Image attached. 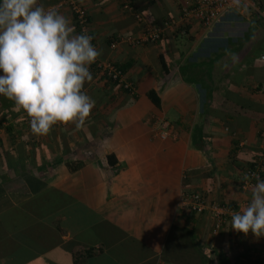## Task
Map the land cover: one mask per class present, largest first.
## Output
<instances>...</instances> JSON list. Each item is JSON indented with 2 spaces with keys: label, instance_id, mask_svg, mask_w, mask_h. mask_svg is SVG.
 <instances>
[{
  "label": "crops",
  "instance_id": "crops-1",
  "mask_svg": "<svg viewBox=\"0 0 264 264\" xmlns=\"http://www.w3.org/2000/svg\"><path fill=\"white\" fill-rule=\"evenodd\" d=\"M59 1L39 3L46 10ZM73 1L102 50L96 61L113 62L135 92L107 80L95 61L83 89L95 101L89 118L46 136L0 95V250H15L9 264H264V237L234 231L231 216L214 234L213 219L181 206L196 192L241 212L251 200L244 172L264 156V0H254L258 12L229 10L210 28L180 22L196 0H127L130 9L121 0ZM59 12L78 34L70 9ZM155 26L164 30L155 43L109 46ZM158 121L169 124L165 139ZM24 177L42 191L22 192ZM10 213L16 221H3Z\"/></svg>",
  "mask_w": 264,
  "mask_h": 264
},
{
  "label": "clouds",
  "instance_id": "clouds-1",
  "mask_svg": "<svg viewBox=\"0 0 264 264\" xmlns=\"http://www.w3.org/2000/svg\"><path fill=\"white\" fill-rule=\"evenodd\" d=\"M71 21L39 0H0V95L29 118L34 135L56 124L82 127L95 106L83 89L90 66L102 54L87 33L73 34ZM245 180L249 177L245 176ZM251 200L231 217V229L264 237V180L256 176Z\"/></svg>",
  "mask_w": 264,
  "mask_h": 264
},
{
  "label": "built area",
  "instance_id": "built-area-1",
  "mask_svg": "<svg viewBox=\"0 0 264 264\" xmlns=\"http://www.w3.org/2000/svg\"><path fill=\"white\" fill-rule=\"evenodd\" d=\"M123 7L130 9L128 6L127 0H121ZM67 7L70 9V12L73 16V23L78 32V34L87 33L88 31V15L75 1L73 0H61L57 4L47 8L58 9L59 11ZM229 10H236L239 13H248V12H258V8L254 0H196L193 4H185L180 11V22L193 18L197 20L203 27L210 28L215 22L223 16ZM171 25H174L175 22L171 20ZM165 25L168 26L166 23ZM164 31L160 27H153L142 32L137 37L124 36L120 39L113 40L110 42V48L115 49L119 42L126 43L133 46H142L145 44H152L157 42L160 39V34ZM92 44L93 40H92ZM264 59V57H262ZM95 66L101 72L107 80L114 83L118 88H121L123 91L133 95L135 90L132 84L127 81L124 77V74L119 70L113 62H95ZM23 119L26 122L28 129L30 130L29 118L23 116ZM158 135L160 138L165 139L169 136V124L165 121H158ZM169 129V130H168ZM31 131V130H30ZM264 167V156L259 160L253 162L250 167H247L244 172V177L248 176V180H243L242 189L247 190L252 188V186L257 182L256 176H261V171ZM181 206L187 210L189 214L196 215H207L214 220V229L213 233L216 234L218 230L225 224V221L228 216H231L235 212H241L238 209H229L227 206H220L216 203H211L207 198L199 192L189 194L184 196L181 200ZM242 206H247V203Z\"/></svg>",
  "mask_w": 264,
  "mask_h": 264
},
{
  "label": "trees",
  "instance_id": "trees-1",
  "mask_svg": "<svg viewBox=\"0 0 264 264\" xmlns=\"http://www.w3.org/2000/svg\"><path fill=\"white\" fill-rule=\"evenodd\" d=\"M147 97H148V99L152 102V104L154 105V106H156V107H159V105H160V100H159V98H158V96H157V94H156V92L154 91V90H150V91H148L147 92ZM107 162H108V164L109 165H113V162H114V156L113 155H108L107 156ZM68 166V169H69V171L70 172H74V171H76L77 169H78V167L79 166H75V164L73 165V164H68L67 165ZM43 184H41L40 182H38V181H33L32 179H26L25 177H24V183H23V185L21 186V188H20V190L23 192V191H25L26 190V193L28 194V196H30L31 197V195L33 196V195H36V194H38V193H40L41 191H42V189H43V186H42ZM45 187V186H44ZM27 196V197H28ZM31 203L29 202V205H30ZM11 214V213H10ZM23 218V217H22ZM23 220H24V218H23ZM3 221H7L8 223L11 221V222H14V221H16V218H14V216L11 214V216H8V217H6ZM29 230H31V229H29ZM20 234H22V233H20ZM14 235V234H13ZM27 240H29L30 241V247H31V245H32V243L34 242V240L33 239H30V238H28V237H25ZM28 246V245H27ZM1 251V255H0V263L2 262L1 260H2V258L4 257V260H5V263H3V264H9V263H12L13 261V258L14 257H16V252H15V250H6V249H1L0 250ZM17 256L19 257V258H21V259H23V260H26L27 258H28V254L27 253H25V251H22L21 253H20V251L18 250L17 251ZM22 260V261H23Z\"/></svg>",
  "mask_w": 264,
  "mask_h": 264
},
{
  "label": "rangeland",
  "instance_id": "rangeland-1",
  "mask_svg": "<svg viewBox=\"0 0 264 264\" xmlns=\"http://www.w3.org/2000/svg\"><path fill=\"white\" fill-rule=\"evenodd\" d=\"M18 257V256H17ZM20 257V256H19Z\"/></svg>",
  "mask_w": 264,
  "mask_h": 264
}]
</instances>
